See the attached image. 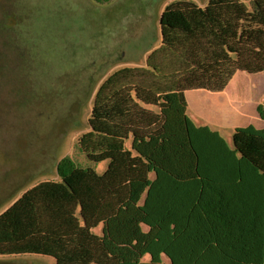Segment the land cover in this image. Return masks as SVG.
Here are the masks:
<instances>
[{
  "label": "trees",
  "instance_id": "16d2710c",
  "mask_svg": "<svg viewBox=\"0 0 264 264\" xmlns=\"http://www.w3.org/2000/svg\"><path fill=\"white\" fill-rule=\"evenodd\" d=\"M159 27L160 44L142 66L118 67L99 83L87 120L94 133L132 139L136 155L88 132L87 158L108 159L107 169L61 157L58 179L33 184L0 212V255L119 264L115 244L97 233L107 223L130 231L126 264H263L262 143L246 131L228 140L182 110L187 90L221 91L237 71L264 70V0H175ZM237 140L252 159L232 161ZM131 180L142 192L123 208L135 193Z\"/></svg>",
  "mask_w": 264,
  "mask_h": 264
},
{
  "label": "rangeland",
  "instance_id": "374dc122",
  "mask_svg": "<svg viewBox=\"0 0 264 264\" xmlns=\"http://www.w3.org/2000/svg\"><path fill=\"white\" fill-rule=\"evenodd\" d=\"M172 1L0 0V212L33 184L58 179L56 163L64 155L99 173L107 169L108 159L87 158L95 142L88 132L136 155L132 139L89 129L92 97L123 63L144 64L147 52L160 44L159 17ZM167 101L170 113H176L173 100ZM130 183L135 193L123 208L134 205L142 192L140 183ZM109 226L100 224L97 233L110 238L115 248L109 249L126 264L123 249L130 231ZM149 259L145 252L140 260ZM54 262L47 255H0V264Z\"/></svg>",
  "mask_w": 264,
  "mask_h": 264
},
{
  "label": "crops",
  "instance_id": "0c3cea01",
  "mask_svg": "<svg viewBox=\"0 0 264 264\" xmlns=\"http://www.w3.org/2000/svg\"><path fill=\"white\" fill-rule=\"evenodd\" d=\"M262 102H264V70L256 74L237 71L221 91L214 92L203 88L185 91L186 106L182 112L217 130L223 136H229L232 141L238 131H246L262 143L264 150V117L258 111L260 105L264 114ZM237 146L241 152L236 151L231 156L234 163L242 155L252 159V153L238 140Z\"/></svg>",
  "mask_w": 264,
  "mask_h": 264
},
{
  "label": "flooded vegetation",
  "instance_id": "af4514ba",
  "mask_svg": "<svg viewBox=\"0 0 264 264\" xmlns=\"http://www.w3.org/2000/svg\"><path fill=\"white\" fill-rule=\"evenodd\" d=\"M6 52H7V51H6ZM0 54H2L0 58H1V59H4V54H3L2 51L0 52ZM0 62H1V61H0Z\"/></svg>",
  "mask_w": 264,
  "mask_h": 264
}]
</instances>
